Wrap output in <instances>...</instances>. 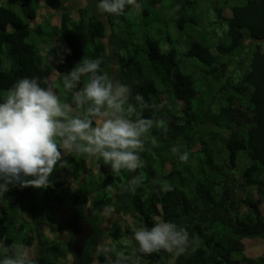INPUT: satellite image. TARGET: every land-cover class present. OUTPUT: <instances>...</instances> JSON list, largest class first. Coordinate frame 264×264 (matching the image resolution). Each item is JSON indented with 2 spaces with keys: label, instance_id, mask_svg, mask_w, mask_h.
I'll return each mask as SVG.
<instances>
[{
  "label": "trees",
  "instance_id": "obj_1",
  "mask_svg": "<svg viewBox=\"0 0 264 264\" xmlns=\"http://www.w3.org/2000/svg\"><path fill=\"white\" fill-rule=\"evenodd\" d=\"M49 1L59 9V0ZM168 1L159 5L147 0L154 4L141 5L134 14L140 22L122 30L116 26H126L132 8L112 16L88 4L76 14L63 11L55 24L52 16L36 22L40 6L35 0H22L23 13L0 4V95L25 76L51 78L55 71L70 72L84 57H102V71L131 87L129 103L135 114L152 119L154 125L141 152L143 166L135 173L114 174L102 161L76 156L77 162L68 156L67 161L79 165L77 173L68 165L58 167L47 188L17 187V208L37 221L28 232L24 224L12 231L10 214L0 205V240L37 246L36 264H77L71 228L81 220L95 230L86 242L84 263L105 264L104 257L96 255L107 237L101 225L105 207L141 227L170 221L189 232L185 254L144 255L132 238L123 240L132 231L123 220L117 221L109 243L127 264H264V256L250 257L245 246L248 239L264 240V0H223L231 14L218 20L210 14L215 0ZM170 13L182 29L197 31L199 37L183 47L170 34L155 37L152 31L159 18ZM42 23L49 24L48 36L56 41L46 56L41 51L47 45L31 40L32 25ZM35 31L43 33L42 28ZM155 69L161 82L151 73ZM137 93L162 107L143 108L135 100ZM172 96L181 101L180 108L167 115L162 110ZM174 146L189 153L187 162L179 160ZM96 166L101 180L87 191L85 183ZM133 175L142 179L135 194L123 190ZM59 206L71 212L64 221L68 240L45 234V228L57 232Z\"/></svg>",
  "mask_w": 264,
  "mask_h": 264
},
{
  "label": "clouds",
  "instance_id": "obj_2",
  "mask_svg": "<svg viewBox=\"0 0 264 264\" xmlns=\"http://www.w3.org/2000/svg\"><path fill=\"white\" fill-rule=\"evenodd\" d=\"M96 7L101 15L120 16L126 8L139 10L141 3L97 0ZM103 63L102 57H84L61 77L63 94H70L69 100L62 97L54 81L37 76L16 80L0 95V205L10 187L47 188L53 172L67 166L68 156L102 161L114 174L135 173L143 166L141 152L153 120L135 115L129 103L131 87L103 72ZM135 100L143 108L158 106L140 93ZM82 108L85 111L80 114ZM172 151L179 153L181 162L189 160L187 151L179 152L175 146ZM141 184V177L133 175L123 190L135 194ZM109 212L105 207L104 213ZM131 238L144 255L164 251L180 256L191 244L188 230L170 221L134 230ZM96 255L97 259L103 256L105 264H127V258L110 243L98 246ZM0 264L36 261L29 246L0 240Z\"/></svg>",
  "mask_w": 264,
  "mask_h": 264
},
{
  "label": "rangeland",
  "instance_id": "obj_3",
  "mask_svg": "<svg viewBox=\"0 0 264 264\" xmlns=\"http://www.w3.org/2000/svg\"><path fill=\"white\" fill-rule=\"evenodd\" d=\"M95 2H97V1L96 0H59V2H57V3H59V5H58L59 9L56 10L50 6L51 1H49V0H35V4L40 6L39 17L36 20V22L37 23L45 22V19L47 17L52 16V22L55 24H58V22L61 19V14L63 11L73 10V13L76 14L80 8L85 7L88 4H91L93 9H95V11L97 13H99L97 11V7H96L97 4ZM156 2H158L160 5V4H167L169 1L168 0H162V2H161V0H156ZM209 2L210 1L208 0L207 3H209ZM140 3H141V5H146V6L149 5L150 6L153 2L148 3L147 0H140ZM207 3L202 1V5L204 7H209V6H207L208 5ZM0 4L12 6L14 9L19 11L20 13H23L22 0H0ZM214 4H215L214 6L210 7V14H211V17L213 18V20H218L222 16H229L231 14L229 7H226L223 4V0H215ZM195 6H197V4ZM137 11H138L137 9L132 8L131 12L129 13V16H128L129 20L127 19L128 22H127L126 26H125V24H122V26L118 25V26H116V29L122 30V29H125L127 26H131V25H133L135 27V25L140 22V20L138 18H136L134 15ZM53 15H56V16L53 17ZM170 15H172V16L170 17ZM173 16H174V14H172V13H170L169 16L161 15V17L159 18L158 24H156L154 31H152V34L155 37L170 34L174 39H176V40L178 39L179 41H181V43H179L178 47H183L182 45L186 46L187 43L189 41H191L193 38H195L196 36L199 37L200 34L197 31H186L185 29H182L180 27L178 21H176V18H174ZM208 23H209L208 20H206L203 23V25L206 26V25H208ZM36 27L42 28L43 33H39L37 31H35ZM32 28H34V29L32 32L31 40L37 42V44H39V45L42 43H45L47 45V48H46V45H43L42 47L46 48V50L42 49V51H41L43 53V55L46 56L47 51L54 45V43H56L55 40L50 39V37L48 36V33L51 31V28H50L49 24H47V23H45V24L42 23V25H38V24L32 25ZM108 41L110 42V47H111L112 41H113V36L111 38H109ZM190 62L196 63V61L193 59H191ZM113 66H114V71H115L116 70V64L114 63ZM5 67L8 68V64H6ZM151 73H152L153 77L158 80V82L162 81L161 80L162 77H160V75L156 69L154 71H152ZM63 75L64 74H60L59 72L55 71L52 74L50 79L56 83L58 90L61 91V93H62V97L65 100H67V97L69 96V94H63L62 86L60 85V80L58 81L59 76L61 79V77ZM180 102L181 101H179L178 99H176L172 96L171 99L168 100V102L165 104L162 111L164 113H167V115L172 114V112L175 110V107L177 108V110H179ZM134 113H135V110H134ZM74 159H77V162H78V157H76ZM74 159L67 161V165H68V168L73 173H77L76 171L80 167H79V165L75 164ZM96 168L97 169L95 170V175L90 174L89 177L87 178V182L85 183L86 184L85 188L87 189V191H92L96 182H100V180H101V176L99 173V167L96 166ZM71 185L77 188V185L75 184V180H73V179L71 180ZM82 185H84V184H82ZM16 188L17 187H10V190L5 193V198H4L3 204L10 214L9 226L11 227L12 231L17 229L21 224H24L27 227L26 232H28L29 229L35 227L37 221H36V219H34V217L29 212H23L19 208H17L16 202H15V196H14ZM262 208L264 211V204L262 205ZM57 215H58L57 224H56L57 232L55 234H52V233H50V230L48 228H45V234L49 237H57L60 240H68L69 239V232H68L67 227L64 226V221L66 218H68L71 215V212L66 207L59 206L57 209ZM119 220L120 221L123 220V224L129 225L132 232L134 230H139L140 228H142L141 224H139V223L137 224L136 222H134V220H132L130 218L122 219L121 217L115 215L114 213H108L107 215L105 214L103 217V222L101 225H102V228L104 229L107 237L102 239L101 243L98 246H103L104 244L110 242V240L112 239V236L109 235V232L112 229L113 225ZM25 235H26V233H25ZM25 235L21 234V238H24ZM123 240L124 241L131 240V236L128 235ZM245 246H246V253L250 257L256 258L259 256H264V240L248 239V240H245ZM31 251L34 255V258L36 259L37 255H38V247L36 246L35 248L31 249Z\"/></svg>",
  "mask_w": 264,
  "mask_h": 264
},
{
  "label": "water",
  "instance_id": "obj_4",
  "mask_svg": "<svg viewBox=\"0 0 264 264\" xmlns=\"http://www.w3.org/2000/svg\"><path fill=\"white\" fill-rule=\"evenodd\" d=\"M71 230L74 237V251L77 264H85L83 260L84 248L88 239L95 235V230L86 220L75 222Z\"/></svg>",
  "mask_w": 264,
  "mask_h": 264
}]
</instances>
